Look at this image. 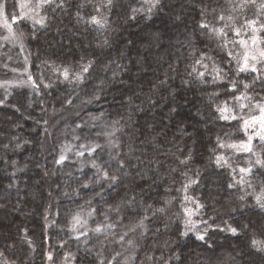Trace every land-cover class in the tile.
<instances>
[{
    "label": "trees",
    "instance_id": "obj_1",
    "mask_svg": "<svg viewBox=\"0 0 264 264\" xmlns=\"http://www.w3.org/2000/svg\"><path fill=\"white\" fill-rule=\"evenodd\" d=\"M5 2L10 10L16 0ZM57 3L44 6L45 27L18 23L27 72L38 88L29 80L5 95L0 88V264H264V251L251 247L253 238L264 240V208L252 195L264 186V168L236 183L239 169L255 157L217 146L218 137L224 144L246 138L242 118L222 119L217 107L235 102L231 80L240 95L239 82L251 83L258 73L237 75L228 52L242 61V46L222 47L213 34L228 23L249 36L245 22L255 20L264 40V8L240 7L242 0H160L151 11L146 0ZM132 9L140 10L135 19ZM221 13L233 19L221 22ZM92 16L106 19L105 26L92 24ZM225 31L229 41L241 37ZM8 56L21 67L19 48L0 46V60ZM89 61L85 79L72 80ZM214 66L224 69L225 79L213 82ZM12 74L0 65L1 79ZM262 80L247 90L249 100H264ZM97 143L103 147L88 155ZM62 152L67 159L58 164ZM217 156L227 164L218 166ZM93 160L119 182H97ZM120 160L126 167L117 171ZM185 196L203 205L196 214L199 232L207 228L203 240L194 232L180 235ZM117 205L119 213L108 211ZM148 205L147 228L130 231ZM161 207L165 212L153 216ZM77 214L81 223L73 221Z\"/></svg>",
    "mask_w": 264,
    "mask_h": 264
},
{
    "label": "snow or ice",
    "instance_id": "obj_2",
    "mask_svg": "<svg viewBox=\"0 0 264 264\" xmlns=\"http://www.w3.org/2000/svg\"><path fill=\"white\" fill-rule=\"evenodd\" d=\"M89 2H91V0H89ZM112 2V0H108V4L110 5ZM147 3H149L150 8L149 11L152 10V8H155L157 5H159L160 0H146ZM230 2V0H229ZM62 3V0H61ZM45 5H56L57 7L61 6V4L57 3V0H36L35 3V9H33L32 11V16H28V15H22L21 17H17L16 13H12V18H13V22H15L17 19L20 20L21 23H23L26 20L31 19L33 24H39L41 27H45V17L44 16H40L39 19H35V17L37 15H39V13L36 11V9H40L42 7H44ZM245 5H252V6H258L260 8H264V0H261V2L257 5V0H242V3L239 5L240 7H243ZM21 8L24 7L23 4L20 5ZM84 5L82 4L81 7H83ZM7 5L6 2H0V16H3L5 14ZM98 10V9H97ZM206 10V9H205ZM140 10L138 9H132V18L135 19L136 13L139 12ZM212 11H215V9H212ZM202 14H203V10H202ZM79 15V13H78ZM217 19L221 22L224 21H231L233 18L231 16H228L227 18L223 15V13L219 14ZM90 22L92 24H95L99 27H104L106 24V19L101 20L98 19L96 16H92L90 19ZM257 23V21L255 20H248L245 22V24L248 27L252 28V35L250 37V39L252 40L253 45H255L257 43V36H256V32L258 31L257 28L255 27V24ZM4 27L7 28L8 32H9V36H0V40L7 42L9 41V39H16V34L11 26V24H8L7 22H5ZM200 27L202 29H206L208 28L207 24H201ZM244 27V26H242ZM228 29L229 31H233L234 35L236 37H240L241 36V28H234L232 27L230 24L228 23H224L223 27L220 28H213V34L217 37V38H221L224 43L222 44V47H227L228 43H232V44H239L240 46L244 47L245 51L243 53V57L242 60L243 62H241V60L237 59L235 56H233V53L231 51L228 52V56L231 57L233 60H236V74L239 75L240 73H247V72H251V73H258L257 76H255L253 78V80L251 81V83H244L243 81L239 82L240 84L243 85V89L244 91L240 93V95H234V93L237 91L238 89V82L233 79L230 81V85L231 88L229 89V94L233 96V99L237 102L243 100H247L249 99V97L246 95L247 90L254 85L257 80H261V77H264V50H259L256 49V51H259V56H257L254 52L250 53L248 50V42L241 38L239 40H228V32L225 31V29ZM260 29L264 30V23L260 24ZM20 36L23 37V32L20 33ZM264 42V41H262ZM21 50H23V42L21 40ZM201 57H204V53H201ZM208 59H211V57H208ZM251 61V62H250ZM201 61H197V63H200ZM229 63H231V60H229ZM93 62L89 61L87 64H84L81 66V70L80 72L76 73L73 77L72 80L76 81V82H82L85 79L84 73H88L91 66H92ZM258 65L260 67H258ZM203 67L205 69L208 68V65L205 64L203 65ZM195 71V69H194ZM212 72L214 73L213 75V82L217 81V80H223L225 79V75L224 74V69L219 68L214 66L212 68ZM64 77L65 80H69V70L68 68H64L62 73H61ZM199 76L203 77L204 73L201 72L199 73ZM28 80L32 82V86L34 88H38V85L36 84V82L33 80L32 76L29 74L28 75ZM262 83H264V80L261 81ZM45 87H47V85H45ZM90 102V101H89ZM0 103H3V101H0ZM69 103H71V101H69ZM240 107L243 108L245 107L244 104H240ZM256 107L259 108V116H252L250 120H244L243 121V128L245 130V132L247 133L249 128L253 129L252 134L247 135V140L246 141H241L239 145L237 144H224L220 141V138H217V146L219 148H233L236 149L237 151H243L246 153H249L250 156H254L255 160L253 161L251 158L248 159L247 163H248V167L247 168H240L239 172L241 174H243L241 176V179L239 181H236V183H243L244 182V176L246 175H251L253 174V168L254 167H258V168H264V153L258 152V151H254V148L256 147V145L253 143L254 139H258V141L260 142L261 146L264 147V105L258 104ZM217 111L219 113H221V118L222 119H235V116H231L229 117L228 115H225L226 112L229 111L228 108V102L224 101L223 102V107L218 106L217 107ZM93 119H99V117H93ZM45 123H47V121H45ZM77 127H79V125H77ZM114 132H98L97 135H104L105 137H111L114 136ZM78 139V137H77ZM25 143H27V141H25ZM108 143L113 146V147H118V145L114 144L112 140H108ZM17 147H20V145H17ZM84 145H81V148H84ZM103 145L101 144H95L94 146L88 148V155H93L97 149L102 148ZM77 155L79 156H83L84 152H78ZM190 155L188 157V159H190ZM67 159V157L64 155V153L62 152L61 155L59 156V159L56 161L58 164L63 163L65 160ZM181 163H187V159L186 160H182ZM216 163L218 166H224L225 164H227V160H225V158L223 156H217L216 157ZM119 164V168L117 169V171H120L122 169H124L126 167L125 162L123 160L118 161ZM229 167H231V165H228ZM92 167L94 169H96V172L94 173L97 177V182L103 180L105 182H107L109 185H115L119 182L120 177L117 176L115 173L110 174L108 170L102 168L100 165L96 164V162L93 160L92 161ZM192 183H196V181H192ZM235 186V185H230V187ZM82 187L87 188L88 184L85 183L84 185H82ZM249 187H251V185L249 184ZM187 189V185H185V190ZM65 195H67V193H65ZM252 195L254 196L257 204L261 207L264 208V186L260 187L259 192H253ZM185 200L189 199L187 196L184 197ZM241 199H244V197H241ZM90 203V201H89ZM131 203V202H129ZM170 203V202H167ZM151 205H148L147 208L144 209L145 211V215L140 217L136 223L134 225H132L129 230L135 232L137 229H146L147 225L145 223V221H148L151 219V217L149 215H147V212L149 209H151ZM203 205L197 204V210L199 208H202ZM165 208L161 207V208H156L153 210L152 215L155 216L156 213H163L165 212ZM95 211V210H93ZM109 212H116L119 213L120 212V206L117 205L115 208L113 207H109L108 209ZM184 212L186 214V218L184 220V227H185V231L181 232L180 235L181 236H188L189 232H194L196 234V239L198 240H203L206 233H207V228H205V231L203 234H201L198 230V226L197 223L195 221H193L190 217L195 214L193 213V211L185 208ZM89 215H91V213H89ZM105 219H108L107 213H105ZM124 219V217H120V220L122 221ZM73 221L74 223H81L80 218H79V214H77L76 216L73 217ZM206 223V222H205ZM101 228L97 227L95 228L93 231L96 233L101 232ZM228 231H230L233 235H236L238 232V229L235 227H231L229 226L227 228ZM128 233L125 232L123 235L120 236L119 241H116V243H120L122 241H124L125 236H127ZM129 244L132 243L131 240L128 241ZM251 247L254 249H258L260 251H264V240L261 239H257V238H253L251 240ZM2 255V254H0ZM117 256L120 255V253L116 254ZM49 259H51V256H49ZM113 259H115V257H113ZM99 264H105L104 260L101 259L99 260ZM108 264H111V261L108 262Z\"/></svg>",
    "mask_w": 264,
    "mask_h": 264
},
{
    "label": "rangeland",
    "instance_id": "obj_3",
    "mask_svg": "<svg viewBox=\"0 0 264 264\" xmlns=\"http://www.w3.org/2000/svg\"><path fill=\"white\" fill-rule=\"evenodd\" d=\"M0 2H5V0H0ZM35 3L36 0H16L15 4L12 6V8L9 10L8 7L6 8L5 14L3 16H0V36H9V32L7 30V28L4 27L5 22H7L8 24H11L15 34H16V39H9V41L4 42L2 40H0V46L2 47H16L19 48L21 50V36H20V29H19V25L18 23H20V20L17 19L15 22H13V18H12V13H16L17 17H21L22 15H28V16H32V11L33 9H35ZM21 4L24 5L23 8H21ZM43 8L40 9H36V11L39 13V15H37L35 17V19H39L40 16H43ZM26 21H31V19L26 20ZM252 35V34H251ZM251 35H245V36H241V38L245 39L248 42V50L250 53H255L257 56H259V51H256V49L259 50H264V41L263 39H261L257 34V43L255 45H253L252 40L250 39ZM23 42V40H22ZM24 43H23V50H21V55H22V59L23 62L21 63V67L18 66H14L13 62L18 63L17 61H15L14 59H12L11 56L7 57L6 61L0 60V65H2L3 67H5V69L7 70H11L12 71V76L9 79L3 80L0 78V88L4 91V95L7 94L6 92L9 91L12 87L17 86L19 84H22L24 82L28 83V72H27V58H26V54H25V50H24ZM243 48V53L245 51L244 47ZM243 53H242V57H243ZM10 55V54H9ZM13 61V62H12ZM243 62V60L241 61ZM251 62V61H250ZM249 97V96H248ZM250 98V97H249ZM240 104H244L245 107L241 108ZM258 104L264 105V100L262 101H255V100H241L239 102L235 101L232 104H228V108L229 111L225 113V115H228L229 117L231 116H235V117H241L242 118V129L243 128V121L244 120H250L252 116H259V108L256 107ZM253 129L249 128L248 132L245 133V139L241 140V141H246L247 140V135L252 134ZM241 141L235 142L233 144H237L239 145ZM258 141V139H254L253 143L255 144V142ZM236 152H243V151H237L236 149H234ZM228 157V156H227ZM189 200V199H188ZM188 208L189 210L193 211V214L190 218L195 221L198 224L197 218H196V214L198 213L197 210V205L194 203L193 200H189L188 202ZM50 264V263H49Z\"/></svg>",
    "mask_w": 264,
    "mask_h": 264
}]
</instances>
